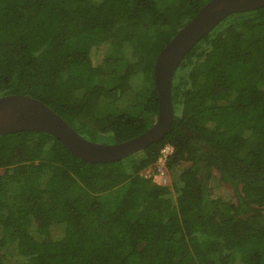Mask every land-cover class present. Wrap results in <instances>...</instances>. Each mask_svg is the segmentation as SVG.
<instances>
[{"label": "trees", "instance_id": "trees-1", "mask_svg": "<svg viewBox=\"0 0 264 264\" xmlns=\"http://www.w3.org/2000/svg\"><path fill=\"white\" fill-rule=\"evenodd\" d=\"M210 1L0 0V97L40 100L92 142L136 138L158 118V55ZM172 104L162 140L109 164L0 135V264H264V8L187 54ZM167 145L163 186L144 173Z\"/></svg>", "mask_w": 264, "mask_h": 264}, {"label": "water", "instance_id": "water-1", "mask_svg": "<svg viewBox=\"0 0 264 264\" xmlns=\"http://www.w3.org/2000/svg\"><path fill=\"white\" fill-rule=\"evenodd\" d=\"M264 8V0H211L163 48L153 76L158 91V118L152 128L129 141L104 145L81 136L48 105L30 96L0 97V135L40 132L58 139L74 156L91 164L124 160L159 142L174 121L172 86L187 54L223 20L237 13Z\"/></svg>", "mask_w": 264, "mask_h": 264}, {"label": "built area", "instance_id": "built-area-1", "mask_svg": "<svg viewBox=\"0 0 264 264\" xmlns=\"http://www.w3.org/2000/svg\"><path fill=\"white\" fill-rule=\"evenodd\" d=\"M174 153L172 146L167 145L162 148L160 156L155 166L150 167L144 173L145 178H152L155 182L163 186L171 185V177L167 168L169 157Z\"/></svg>", "mask_w": 264, "mask_h": 264}, {"label": "rangeland", "instance_id": "rangeland-1", "mask_svg": "<svg viewBox=\"0 0 264 264\" xmlns=\"http://www.w3.org/2000/svg\"><path fill=\"white\" fill-rule=\"evenodd\" d=\"M95 143L104 144V145H112V144H115V141L114 140L109 141L108 139L100 138ZM227 194H229L230 197L234 196V192L229 185L223 184L220 187L217 186L216 191H215V195L217 198H226Z\"/></svg>", "mask_w": 264, "mask_h": 264}, {"label": "clouds", "instance_id": "clouds-1", "mask_svg": "<svg viewBox=\"0 0 264 264\" xmlns=\"http://www.w3.org/2000/svg\"><path fill=\"white\" fill-rule=\"evenodd\" d=\"M170 174V173H169ZM170 177H171V175H170Z\"/></svg>", "mask_w": 264, "mask_h": 264}]
</instances>
